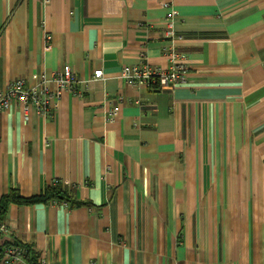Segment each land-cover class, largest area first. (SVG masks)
<instances>
[{"label":"crops","instance_id":"0c3cea01","mask_svg":"<svg viewBox=\"0 0 264 264\" xmlns=\"http://www.w3.org/2000/svg\"><path fill=\"white\" fill-rule=\"evenodd\" d=\"M173 54L185 84L122 78ZM65 66L81 96L0 112V198L59 183L83 204L12 205L0 245L45 264H264V0H0V93L56 92Z\"/></svg>","mask_w":264,"mask_h":264},{"label":"built area","instance_id":"2783aa9c","mask_svg":"<svg viewBox=\"0 0 264 264\" xmlns=\"http://www.w3.org/2000/svg\"><path fill=\"white\" fill-rule=\"evenodd\" d=\"M170 67L163 70L153 67L148 63L140 66L124 67L122 71L123 80L135 89H168L185 84L188 80V66L182 57L175 54L170 57ZM103 77L102 70L96 71L95 80ZM55 82L58 90L53 92L45 80H42L36 87H26L23 80L10 83L5 92L0 93V112H4L20 107L23 112H29L31 108L45 114L52 101L61 98L64 92H71L76 96H81L75 89L77 82L69 66H65L56 76ZM110 116L115 117L116 111L111 110ZM7 234V227L0 222V236ZM26 259V250L22 247H10L5 250L3 264H22ZM39 264H45L39 262Z\"/></svg>","mask_w":264,"mask_h":264},{"label":"trees","instance_id":"16d2710c","mask_svg":"<svg viewBox=\"0 0 264 264\" xmlns=\"http://www.w3.org/2000/svg\"><path fill=\"white\" fill-rule=\"evenodd\" d=\"M67 203L71 206H81L83 203L77 202L69 196L67 191L59 183L47 187L43 192L31 198L23 197L19 190H12L10 193L1 196L0 198V222L5 223L9 207L12 205L18 206H34L36 204H51V203ZM10 247H22L26 250V260L31 264H39L38 255L35 249L22 242L14 241L0 245V262L2 261L5 250Z\"/></svg>","mask_w":264,"mask_h":264},{"label":"rangeland","instance_id":"374dc122","mask_svg":"<svg viewBox=\"0 0 264 264\" xmlns=\"http://www.w3.org/2000/svg\"><path fill=\"white\" fill-rule=\"evenodd\" d=\"M7 232H8V230H7ZM9 243H11V242H9Z\"/></svg>","mask_w":264,"mask_h":264}]
</instances>
